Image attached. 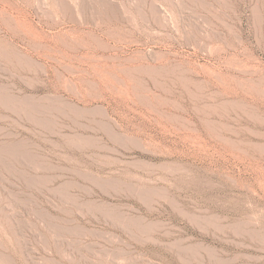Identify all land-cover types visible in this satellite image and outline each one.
Wrapping results in <instances>:
<instances>
[{"label": "rangeland", "instance_id": "obj_1", "mask_svg": "<svg viewBox=\"0 0 264 264\" xmlns=\"http://www.w3.org/2000/svg\"><path fill=\"white\" fill-rule=\"evenodd\" d=\"M0 264H264V0H0Z\"/></svg>", "mask_w": 264, "mask_h": 264}]
</instances>
